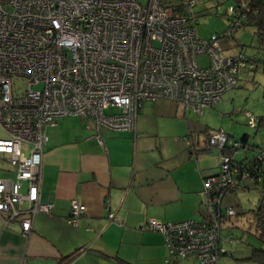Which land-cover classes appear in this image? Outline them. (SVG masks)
<instances>
[{
	"label": "built area",
	"instance_id": "built-area-1",
	"mask_svg": "<svg viewBox=\"0 0 264 264\" xmlns=\"http://www.w3.org/2000/svg\"><path fill=\"white\" fill-rule=\"evenodd\" d=\"M196 4L178 0L168 9L161 0H0V126L6 133L0 152L8 154L14 169L13 178H0L4 222L17 219L28 234L35 214L50 211L52 204L40 196L42 156L45 126L56 118L85 119L103 144L99 127L132 129L144 101L167 98L199 114L236 86L252 63L241 52L224 56L220 51L250 10L248 4L228 5V26L208 39L196 34ZM202 55L208 58L204 66L198 64ZM15 78L26 80L22 92H14ZM111 107L116 111L106 114ZM248 123L255 125L250 114ZM208 142L222 148L231 141L218 129ZM257 159H264V149ZM218 165L217 173L202 180L203 219L151 217L141 226L163 235L171 258L195 255L199 264H216L229 251L227 244L240 240L221 237L222 220L235 213L221 201L237 186L239 166L224 153ZM84 211V204L72 200L68 221L76 225Z\"/></svg>",
	"mask_w": 264,
	"mask_h": 264
},
{
	"label": "crops",
	"instance_id": "crops-1",
	"mask_svg": "<svg viewBox=\"0 0 264 264\" xmlns=\"http://www.w3.org/2000/svg\"><path fill=\"white\" fill-rule=\"evenodd\" d=\"M223 96L199 114L167 98L144 101L132 129L99 127L103 144L79 116H60L45 126L40 196L52 207L35 214L28 234L17 219L4 222L7 212H0V264H199L195 255L171 258L163 235L141 226L151 217L204 218L202 180L219 171L222 154L208 142L216 129L207 122L221 113L216 108ZM225 132L240 139L230 128ZM13 177L8 154L0 152V178ZM72 200L85 205L76 225L68 221Z\"/></svg>",
	"mask_w": 264,
	"mask_h": 264
},
{
	"label": "rangeland",
	"instance_id": "rangeland-1",
	"mask_svg": "<svg viewBox=\"0 0 264 264\" xmlns=\"http://www.w3.org/2000/svg\"><path fill=\"white\" fill-rule=\"evenodd\" d=\"M146 3V0H140ZM178 0H161L162 5L167 7L175 4ZM232 0H197L194 11L198 16L196 22V34L201 39H208L213 33H219L229 24V15L226 13L228 5L232 4ZM223 49L221 55L243 52L253 64V68H246L241 72L238 84L230 89V95H224L222 103L215 110L217 115L208 117V124L213 129H223L226 131L230 128V132L239 135L247 131L250 139L255 143H264V127L258 123L256 127H251L248 123V114L254 117L264 118V47L259 44L255 30L249 24L240 25L233 35L222 41ZM257 57L254 61L253 58ZM208 58L202 55L198 58V64L204 66L207 64ZM27 85L24 79H14V92H22ZM224 109H227L226 111ZM115 108L105 109V113L115 112ZM204 121V116H202ZM226 128V129H225ZM214 146V145H213ZM220 149V147L216 146ZM257 148L249 150L247 153L242 150L237 151L239 159L246 155L251 156ZM247 187L238 188L231 191L223 197L222 205L233 206L236 214L222 220L221 237L232 234L234 237H241L242 241H234L227 244L230 249L229 254H220L218 264H255L254 261L247 258L252 246H258L259 242L252 233L251 210L257 205V201L262 193H264V185L256 184L253 180H248ZM252 229V230H251Z\"/></svg>",
	"mask_w": 264,
	"mask_h": 264
},
{
	"label": "trees",
	"instance_id": "trees-1",
	"mask_svg": "<svg viewBox=\"0 0 264 264\" xmlns=\"http://www.w3.org/2000/svg\"><path fill=\"white\" fill-rule=\"evenodd\" d=\"M232 1H234L232 4L235 3L238 4L241 2H245L248 4L250 10L246 12L244 18L241 20L240 25L242 26L244 24H249L250 26H252L257 35L259 44L261 45V47H264V0H232ZM256 59L257 57L253 58L254 61ZM250 68H253V64L252 67ZM256 119H258V124L260 126L264 124V118L259 117ZM258 124L256 123V126ZM227 136L231 142L230 143L227 142L224 145V147L221 148V152L229 155L230 162L233 164V166L238 165L239 170L237 173L234 174V177H236L237 179V186L234 189H230L226 193L231 191H236L238 190V188L241 187L243 188L247 187L246 183L248 180H253V182L256 184L260 183L264 185V159L262 160L257 159V154L259 153L260 150L264 149V144H257V143L250 144L249 142H247L248 136L246 133H243L240 139L232 138L231 136H229L228 133ZM233 141H236L238 145L233 144ZM255 148H257V150L253 151L251 156L246 155L244 158L241 159L237 157L236 153L238 150H242L243 152L247 153L249 150ZM248 163L254 164V167L251 168V170L248 167ZM245 169L247 171L250 170V175L242 180L241 175L246 171ZM236 213L237 211H235L234 214ZM251 216H252L251 225L253 226V230L252 229L251 230L253 235L259 242V245L252 246L251 253L247 258L254 261L255 264H264V193H262L261 196L259 197L256 207L251 210ZM238 241H242V238L240 237V240Z\"/></svg>",
	"mask_w": 264,
	"mask_h": 264
}]
</instances>
